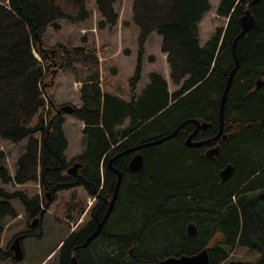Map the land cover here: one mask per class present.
Returning a JSON list of instances; mask_svg holds the SVG:
<instances>
[{
  "label": "trees",
  "instance_id": "16d2710c",
  "mask_svg": "<svg viewBox=\"0 0 264 264\" xmlns=\"http://www.w3.org/2000/svg\"><path fill=\"white\" fill-rule=\"evenodd\" d=\"M88 0H3L0 4V145L25 142L14 175L0 150V181L24 185L38 182L49 200L0 188V235L6 220L16 218L11 201L18 199L29 218L44 214L56 192L81 187L95 205L88 220L64 238L57 264H70L72 250L96 229L112 199L117 175L109 160L142 144L169 136L186 120L206 123L196 140L216 136L221 99L232 76L223 106L220 153L208 158L206 148H188L185 140L194 124L174 138L139 153L143 168L131 173L134 153H125L113 168L121 182L112 212L100 235L75 251L78 264H160L169 257L192 256L206 250L209 264H264V0L250 5L252 30L239 38L245 6L254 0H219L215 13L226 20L200 46L199 22L210 10L208 0H132L131 22L138 30L137 65L126 101L101 87L97 52L71 43L48 46V27L58 20L78 26L88 19ZM98 24L115 26L114 0H95ZM161 37L171 84L148 74L137 95L143 46L148 36ZM82 65L88 75L79 90L81 107L57 105L52 91L59 72H75ZM259 83V85L257 84ZM69 106L70 112L63 111ZM83 124V150L74 162L76 176L66 172L64 115ZM127 122L124 129L120 126ZM232 165L222 182L220 171ZM193 224L197 235L190 237ZM25 236H30L27 234ZM24 238V237H23ZM246 249L255 261L234 259ZM0 251V261L10 257ZM14 259V258H13ZM16 261V260H15Z\"/></svg>",
  "mask_w": 264,
  "mask_h": 264
},
{
  "label": "rangeland",
  "instance_id": "374dc122",
  "mask_svg": "<svg viewBox=\"0 0 264 264\" xmlns=\"http://www.w3.org/2000/svg\"><path fill=\"white\" fill-rule=\"evenodd\" d=\"M208 2L210 10L202 15L198 25L200 46L209 40L217 28L226 25V20L215 13L219 0ZM2 3L5 4L0 0V4ZM86 8L88 19L84 23L75 26L66 20H58L55 22L57 29L51 26L47 28L44 42L48 46L71 43L74 47H89L95 50L102 89L104 91L107 89L111 94L129 101V80L134 74L138 57V30L131 22L132 0H114L113 9L118 16L117 24L105 25L102 29L98 28V24L105 20L98 12L95 0H88ZM160 46L161 37L151 33L143 46L140 81L135 89L137 95L148 83V74L151 72H157L164 77L170 93L177 89L171 84L166 55L162 54ZM87 75L88 72L82 65H76L75 72H59L52 91L55 104L81 107L79 90ZM126 126L127 122L120 126V129ZM83 127L80 121L68 114L64 115L62 130L67 143L64 158L66 163H70L69 168L76 163L74 159L83 150ZM194 140L196 141V137ZM24 146L25 142L18 145L2 142L0 145V150L5 153L6 167L11 176L14 175L16 161ZM0 188L9 193L22 192L29 199L35 196L40 198L45 196L46 200L50 198L46 192L42 193L38 182L14 185L2 184L0 181ZM11 204L17 217L6 220L0 235V251L10 252L11 256L0 261V264H57L61 241L88 220L95 199L88 196L81 187L58 191L45 213L33 218H29L18 199H13ZM35 220L37 224L35 228H31ZM27 234L30 236H25ZM20 236L24 237L20 241L23 258L21 261H15L9 248ZM232 257L240 261L253 262L258 255L246 249H238Z\"/></svg>",
  "mask_w": 264,
  "mask_h": 264
},
{
  "label": "water",
  "instance_id": "95a60500",
  "mask_svg": "<svg viewBox=\"0 0 264 264\" xmlns=\"http://www.w3.org/2000/svg\"><path fill=\"white\" fill-rule=\"evenodd\" d=\"M260 0H254L253 2H251L250 4H247L245 6V12L244 15L242 16V18L240 19L241 22V32L240 34L234 39L233 44H232V50L234 49V45L236 43V41L243 37L247 32H249L250 30H252L254 28L255 25V20L254 17L251 13L250 10V5L255 4L256 2H259ZM237 68V64L235 69L230 73L228 80H227V84L221 99V107H220V126H219V131L216 134L215 137L208 139V140H202V141H195L194 138L196 137L197 133L199 132L200 129H205L207 127L206 123H200L197 120H186L183 121L182 123H180L175 130L167 137H162L156 141H153L151 143H146V144H142L140 146H137L133 149H130L124 153H120L117 154L116 156L112 157L109 162H108V168L111 169L112 171H114L117 175V182L115 185V189L113 192V196L112 199L108 205V208L104 214V216L102 217V219L98 222L96 229L93 231V233H91L86 240L79 246L75 247L72 252H71V257H70V264H78L77 260H76V255H75V251L79 250V249H85L92 241H94L101 233L103 227L105 226L115 203V200L117 198V194H118V190H119V186H120V182H121V173L118 172L116 169L113 168V163L123 154L125 153H134V155L132 156V158L129 161L128 164V170L131 173H138L142 170L143 168V157L142 155L139 153L142 149L147 148L149 146H153V145H159L164 143L167 140H170L172 138L175 137V135L187 124H194L195 125V129L194 131L188 136V138L185 140V146L188 148H200V147H205L209 144H212L213 146L210 148H207L205 151V155L208 158H213V157H217L220 153V146L217 144L218 141L220 140H225L226 139V135L223 133V125H224V121H223V106L225 103V98L228 92V89L230 87L231 84V80H232V76L235 72ZM259 85V83H257ZM63 111H67L70 112L71 108L69 106H66L63 108ZM80 164L79 163H74L72 167L68 168L67 170V174L69 176H76L78 169L80 168ZM233 172V167L232 165L228 164L226 165L221 171H220V177L222 182H224L226 179H228L231 174ZM47 196H49V193H46ZM42 214V213H41ZM37 224V220H35L32 225L30 226L31 228H35ZM187 234L190 237H194L197 235V230L196 227L193 224H189L187 226ZM22 236L18 237L14 243L10 246V251L13 253V258L16 261H21L23 258V253H22V249L20 248V241L22 240ZM160 264H209V258H208V254L206 250H202L201 252L192 255V256H186L183 255L181 257H169L166 258L165 260L161 261Z\"/></svg>",
  "mask_w": 264,
  "mask_h": 264
},
{
  "label": "flooded vegetation",
  "instance_id": "af4514ba",
  "mask_svg": "<svg viewBox=\"0 0 264 264\" xmlns=\"http://www.w3.org/2000/svg\"><path fill=\"white\" fill-rule=\"evenodd\" d=\"M213 145L212 144H209V145H207V146H205V148H210V147H212ZM69 168V167H68ZM68 168H67V170H68ZM67 170H66V172H67ZM38 216H39V214H37ZM37 215H35L34 217H37Z\"/></svg>",
  "mask_w": 264,
  "mask_h": 264
}]
</instances>
